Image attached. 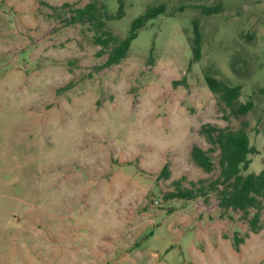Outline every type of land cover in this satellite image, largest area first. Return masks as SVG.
Masks as SVG:
<instances>
[{
  "label": "rangeland",
  "instance_id": "obj_1",
  "mask_svg": "<svg viewBox=\"0 0 264 264\" xmlns=\"http://www.w3.org/2000/svg\"><path fill=\"white\" fill-rule=\"evenodd\" d=\"M92 1L117 11V0H0V264H264V213L235 251L233 236L248 232L241 213L221 218L214 195L164 198L180 177L217 176V153L211 173L189 157L209 147L201 125L239 127L207 75L253 103L241 119L255 150L248 172L264 168V0H122V18L106 21L120 38L146 7L166 12L109 68L93 31L59 8Z\"/></svg>",
  "mask_w": 264,
  "mask_h": 264
},
{
  "label": "trees",
  "instance_id": "obj_2",
  "mask_svg": "<svg viewBox=\"0 0 264 264\" xmlns=\"http://www.w3.org/2000/svg\"><path fill=\"white\" fill-rule=\"evenodd\" d=\"M118 8L114 15H109L106 6L97 1L87 3L80 8H71L68 3L62 4L59 8H69L70 16L66 19L68 25L87 26L93 31V44L99 46L97 57L106 55V60L101 67L109 68L120 64L127 57L130 45L136 39L138 32L146 24L166 12L164 3L156 6H148L136 18H134L124 38L114 35L106 25V21L119 20L123 16L122 0H117ZM55 9L54 7H50ZM204 15L217 14L220 6L201 7ZM179 7L178 11H182ZM171 11L168 15H172ZM191 63L197 62L201 56V34L197 21L192 23ZM208 90L215 96L223 111H228V116L239 120V127L231 129L220 128L213 124L206 123L200 126L199 135L209 146L206 150L193 145L189 152L191 162L204 173H211L214 170V163L211 154L217 153L218 174L213 179L188 181L184 185L185 177L173 181V191L167 193L166 200L194 201L201 199L204 205H208L210 196L214 195L217 206L220 209V217H229V212L241 213L240 219L248 227V232L243 237L234 235L232 246L235 251L244 242L249 233L256 234L261 229V217L264 213V168L258 173L248 172L251 160L250 155L255 150L250 146L246 129L248 123L244 118L253 108L251 101L240 102L241 87L239 85L229 86L212 76L204 77ZM177 84V83H175ZM225 120L228 117H224ZM264 163V161H263ZM167 165L160 171L161 178H169Z\"/></svg>",
  "mask_w": 264,
  "mask_h": 264
}]
</instances>
